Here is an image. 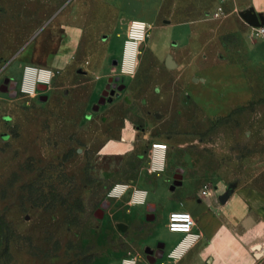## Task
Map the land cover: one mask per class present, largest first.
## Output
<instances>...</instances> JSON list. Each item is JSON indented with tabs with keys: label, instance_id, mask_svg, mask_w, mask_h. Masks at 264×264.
<instances>
[{
	"label": "rangeland",
	"instance_id": "rangeland-1",
	"mask_svg": "<svg viewBox=\"0 0 264 264\" xmlns=\"http://www.w3.org/2000/svg\"><path fill=\"white\" fill-rule=\"evenodd\" d=\"M158 5L145 6L148 34L135 73L123 76L112 62L122 55L118 26L138 11L100 15L91 0H0V87L15 82L14 94L0 89V264H147L142 246L153 241L133 226L142 206L131 209L128 192L112 196L118 184L151 181L150 197H168V207L178 199L169 189L177 172L193 179L192 190L201 176L264 193V77L255 61L242 72L240 16L203 9L189 33L181 19L156 14ZM109 23L117 28L108 36ZM162 28L168 44L156 50ZM32 68L48 70V81L26 78ZM153 142L168 145L167 161L150 175ZM159 231L181 234L165 218Z\"/></svg>",
	"mask_w": 264,
	"mask_h": 264
},
{
	"label": "crops",
	"instance_id": "crops-1",
	"mask_svg": "<svg viewBox=\"0 0 264 264\" xmlns=\"http://www.w3.org/2000/svg\"><path fill=\"white\" fill-rule=\"evenodd\" d=\"M91 2L92 8L97 6L96 10L100 15L110 14L116 9L139 12L137 13L138 17L130 19L126 25L122 22L118 26L123 36L122 55L118 62V68L123 76H132L136 68L133 71L121 69L128 27L133 19L141 20L147 25L146 36L137 47L136 59H138L140 46L144 43L150 26L149 22L141 17L149 0H138V3L133 0H91ZM203 9H218L219 12H226L228 15L238 14L240 16L243 24L239 28L241 43L239 52H241V58L247 61L242 72L247 70V67L253 66L255 61L258 63L256 65L257 76L264 77V37L255 36L253 26L241 18V14L247 11L264 14V0H159L155 13L169 14V17L175 16L181 19L180 22L175 23L187 26L190 33L192 26L200 23L199 14ZM110 23L103 25L107 29L108 36L117 28L116 23ZM168 37L166 29L156 30L152 42L153 47L156 50H162L168 44ZM187 39L189 38L186 33L182 36V40L187 42ZM112 46V41H109L108 51L114 54ZM256 74L254 75L256 76ZM129 112L130 117L135 118L134 113L131 110ZM153 144H165L166 149L163 168L149 171L148 168L153 157L151 146L146 168V172L150 175L161 173L167 161L168 145L163 142H153L151 145ZM178 175L181 176V183L169 188L172 191L178 189L175 207L167 206L165 200L168 197H150V185L153 183L151 181L144 182L142 179H138L128 185L122 194L128 192V205L131 209L142 206L135 211L137 214L147 201H151L158 205L162 211H167L166 222L169 213L174 210L188 211L194 218V225L189 234L181 233L174 236L158 233L156 238L166 242L164 256L155 262L147 261V264H264V193L251 191V188L248 187L241 191L238 187L225 186L219 182H201V176L194 179L197 182V187L192 190L193 179H187L185 183V176L182 177V172ZM204 189L205 194L202 193ZM225 192L228 196L224 202H221L219 197ZM136 194L141 196L142 201L132 203L131 198ZM122 195L115 198L120 199ZM131 263L135 264L134 261Z\"/></svg>",
	"mask_w": 264,
	"mask_h": 264
},
{
	"label": "built area",
	"instance_id": "built-area-1",
	"mask_svg": "<svg viewBox=\"0 0 264 264\" xmlns=\"http://www.w3.org/2000/svg\"><path fill=\"white\" fill-rule=\"evenodd\" d=\"M254 28V34L257 37H264V24H261L259 26H253ZM147 31V25L145 22L137 19H133L129 23L128 32H127V40L125 43L124 48V56L123 60L121 62V69L123 71H133L135 68V61H136V52L138 44L143 41V39L146 36ZM153 157H152V163L149 166L150 170L155 169H162L163 168V158H164V152L166 149L165 144H153ZM128 188V185L126 184H118L115 185L111 191L110 194L114 197L122 195L126 189ZM205 189L202 190V193L205 194ZM142 198L140 195H134L131 198L132 203L141 202ZM181 217H187L186 220L178 219ZM194 225V218L191 215L190 212L185 210H174L171 211L168 215V221H167V229L169 232L174 233H184L189 234L192 230V227Z\"/></svg>",
	"mask_w": 264,
	"mask_h": 264
},
{
	"label": "flooded vegetation",
	"instance_id": "flooded-vegetation-1",
	"mask_svg": "<svg viewBox=\"0 0 264 264\" xmlns=\"http://www.w3.org/2000/svg\"><path fill=\"white\" fill-rule=\"evenodd\" d=\"M57 13H55V15ZM115 61L118 64L119 61L117 60V58L112 59L113 63ZM9 85H14L13 87H15V82L10 83ZM8 90L11 91L10 86L8 87ZM107 91H108V95H109V92L111 91V89L107 90ZM178 174L179 173L177 172V173H175L174 176H177ZM170 186H172V185L170 184ZM102 204H105L106 206H105V208L101 209ZM108 206H109V201H104L100 204V208L98 210H96L95 212L101 211L103 213V216H104V211L106 210V208ZM142 209H143V211H141L138 214V216L135 217V222L133 224L134 233L139 234L141 232H145L147 237L151 238V240L153 242L150 244H144L142 246V252H143L144 258L148 262H155L164 256V250L166 247V242L163 239L156 238V235L158 233H160V231H159V220H163L165 218V217L162 218V213H164V211H162L160 209V207H158V205H156L154 202H151V201H147L144 204ZM116 227L122 232L127 230V225L124 222H118L116 224Z\"/></svg>",
	"mask_w": 264,
	"mask_h": 264
},
{
	"label": "water",
	"instance_id": "water-1",
	"mask_svg": "<svg viewBox=\"0 0 264 264\" xmlns=\"http://www.w3.org/2000/svg\"><path fill=\"white\" fill-rule=\"evenodd\" d=\"M241 18L247 24H249L251 26H259L261 24H264V14L263 13H255V12L247 11V12H244V13L241 14ZM116 63L117 62L115 61L114 64H116ZM13 86L14 85H10V88L13 89ZM37 87H38L39 90H45L46 85L45 84H37ZM0 89L3 90V91H7L8 90V88L5 85L1 86ZM11 94H14V90H11ZM107 95H108V91H107V89H105L103 94H102V96L106 97ZM112 95H113V90H111L110 93H109L110 98L108 99V101H111ZM115 96H118V93H116ZM46 98H47L46 95H41L40 96L41 100H46ZM100 102H103V100H100ZM6 137H7V135H3V138H6ZM174 179L175 180H174V182L172 184V187H174L175 185H178V184L181 183V181H180L181 180V176L180 175L174 176ZM227 196H228L227 192L223 193L219 197L220 201L224 202L226 200ZM105 206H106L105 204H102L101 205V209L105 208ZM94 215L97 218H102L103 213L101 211H98V212H95Z\"/></svg>",
	"mask_w": 264,
	"mask_h": 264
},
{
	"label": "bare ground",
	"instance_id": "bare-ground-1",
	"mask_svg": "<svg viewBox=\"0 0 264 264\" xmlns=\"http://www.w3.org/2000/svg\"><path fill=\"white\" fill-rule=\"evenodd\" d=\"M30 73H32L33 76H35L38 73V75H39L38 80L42 81L44 83H46L49 79V71L45 70V69L32 68L31 70L27 71L26 78H28Z\"/></svg>",
	"mask_w": 264,
	"mask_h": 264
},
{
	"label": "snow or ice",
	"instance_id": "snow-or-ice-1",
	"mask_svg": "<svg viewBox=\"0 0 264 264\" xmlns=\"http://www.w3.org/2000/svg\"><path fill=\"white\" fill-rule=\"evenodd\" d=\"M178 219H183V220H186V219H187V217H181V218H178Z\"/></svg>",
	"mask_w": 264,
	"mask_h": 264
}]
</instances>
